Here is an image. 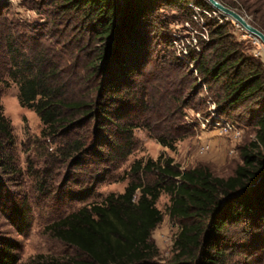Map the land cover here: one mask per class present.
Instances as JSON below:
<instances>
[{
	"label": "trees",
	"instance_id": "16d2710c",
	"mask_svg": "<svg viewBox=\"0 0 264 264\" xmlns=\"http://www.w3.org/2000/svg\"><path fill=\"white\" fill-rule=\"evenodd\" d=\"M226 3L239 8L234 1ZM44 5L49 8L43 26L52 37L67 38L62 47L43 39L44 35L34 39V49L20 47L10 29L0 32V37L6 43L8 75L20 87L21 106L39 115L44 134L61 138L65 157L81 155V160L93 151L97 164L114 165L131 154L133 130L139 125L122 122L120 110L125 105L143 113L157 108L153 88L143 87L138 78L144 75L140 63L147 55L151 27L164 28L154 14L165 8L193 22L200 51H191L196 63L189 76L197 72L205 83L222 84L224 113L230 116V111L248 101L261 105L255 141L245 148L243 164L233 175L215 176L205 166L182 171L173 158L138 160L131 173H156V181H131L124 192L110 193L104 202L82 206L48 225L55 238L76 248L78 254L66 259L39 255L33 264H138L152 258L151 236L163 220L157 206L162 192L171 195V216L186 221L175 241L177 261L222 262L218 259L225 255L221 241L226 227L249 214L264 220V64L245 54L232 33L231 21L217 19L206 0H45ZM195 8L204 17V29L194 20ZM251 22L264 31L263 22ZM71 26L77 28V38L69 35ZM204 30L208 40L200 35ZM74 48L93 52L86 72ZM159 74L158 84L163 80ZM70 80H75L73 88ZM127 82L132 85L125 87ZM164 107L160 100L158 108ZM89 120L95 121L97 129V144L92 148L72 133ZM12 140L11 122L0 108V161L4 162V149ZM158 140L174 148V137L158 135ZM16 251L17 247L0 239V264H18Z\"/></svg>",
	"mask_w": 264,
	"mask_h": 264
},
{
	"label": "rangeland",
	"instance_id": "374dc122",
	"mask_svg": "<svg viewBox=\"0 0 264 264\" xmlns=\"http://www.w3.org/2000/svg\"><path fill=\"white\" fill-rule=\"evenodd\" d=\"M226 1L236 2L239 8ZM226 1V5L250 21L257 19L264 23V0ZM44 3L45 0H0V32L12 30L15 44L20 47L34 49V39L39 35H44L43 39H49L54 46L62 47L67 38L52 37L43 26L48 21L46 9L49 8ZM195 11V22L204 29V17L198 8ZM214 16L223 20L218 12ZM154 17L156 21H162L164 28L156 24L150 29L146 62L143 59L140 63L144 75L141 74L138 82L147 89L153 88L155 94H151L155 95L157 108L143 113L136 106H123L120 120L139 126L133 130L131 154L114 165L97 164L93 160L96 156L93 151L81 160H78L81 155L65 157L60 150L61 138L42 132L44 124L39 115L20 104V87L8 75L6 43L0 37V108L11 122L13 131V140L4 149V162L0 161V239L17 247L18 264H33L39 255L59 259L76 256V248L55 238L46 227L82 206L104 202L110 193L124 192L131 181L144 184L156 181V173H131L133 163L138 160L173 158L182 171L205 166L215 176L225 178L243 164L245 148L255 141L261 102L248 101L235 107L227 116L223 108L222 84L205 83L197 72L189 76L196 63L191 58V51H200L193 22L171 8L155 13ZM229 21L245 54L264 64L263 43ZM76 31L77 28L71 26L68 33L76 37ZM200 35L208 40L207 30ZM89 50L78 52L74 48V56H79L83 71L93 56ZM157 74L163 77L159 84ZM146 75L152 76L151 80ZM74 81L69 82L71 88ZM160 100L165 107L159 109ZM218 121L233 123L235 128L226 130L224 126L216 125ZM96 131L95 121L89 120L82 121L72 133L92 148L97 144ZM158 135L174 137V148L163 145ZM84 159L88 162L78 166ZM157 206L163 213V220L151 236L154 256L138 264H198L176 259L175 241L186 221L171 216V195L162 192ZM221 245L225 255L218 259H222L219 264H264V220L249 214L232 221L224 231Z\"/></svg>",
	"mask_w": 264,
	"mask_h": 264
},
{
	"label": "water",
	"instance_id": "95a60500",
	"mask_svg": "<svg viewBox=\"0 0 264 264\" xmlns=\"http://www.w3.org/2000/svg\"><path fill=\"white\" fill-rule=\"evenodd\" d=\"M222 17L232 20L249 35L259 39L264 45V31L254 25L244 14L226 5L221 0H206Z\"/></svg>",
	"mask_w": 264,
	"mask_h": 264
},
{
	"label": "built area",
	"instance_id": "2783aa9c",
	"mask_svg": "<svg viewBox=\"0 0 264 264\" xmlns=\"http://www.w3.org/2000/svg\"><path fill=\"white\" fill-rule=\"evenodd\" d=\"M191 6H193V4H191ZM215 14H217V11L216 12H214ZM221 16V15H220ZM221 18H224V17H222L221 16ZM220 21H222V19H220ZM238 26V25H237ZM238 27H240V26H238ZM255 38V37H254ZM255 40L256 41H260L259 39H257V38H255ZM261 42V41H260ZM208 123L210 124V122L208 121ZM216 125L217 126H224L225 127V129L226 130H233L234 128H235V126L233 125V123H230V122H226V123H224V124H222L220 121H218L217 123H216Z\"/></svg>",
	"mask_w": 264,
	"mask_h": 264
}]
</instances>
